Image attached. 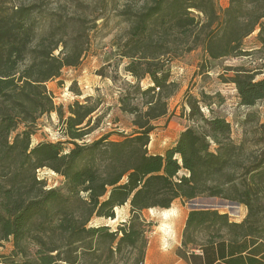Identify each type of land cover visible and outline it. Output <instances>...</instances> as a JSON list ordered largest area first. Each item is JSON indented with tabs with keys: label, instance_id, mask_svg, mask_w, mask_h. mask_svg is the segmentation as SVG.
<instances>
[{
	"label": "trees",
	"instance_id": "trees-1",
	"mask_svg": "<svg viewBox=\"0 0 264 264\" xmlns=\"http://www.w3.org/2000/svg\"><path fill=\"white\" fill-rule=\"evenodd\" d=\"M110 1L97 0V20L105 18ZM43 2L0 0V246L11 242L9 253L0 252V264H107L124 250L133 254L128 264H143L151 223L139 212L169 208L176 198L218 197L247 208L239 222L217 209L189 210L183 246L203 248L247 236L264 240L255 206L264 193V121L243 130L235 142L230 122L214 113L203 92L200 99L187 100L193 124L163 154L148 151L154 121L167 114L168 99L178 88L169 63L173 57L201 47L203 71L213 61L255 56L262 66L227 65L223 73L231 75L222 78L234 84L241 106L264 98V77L257 78L264 73V0H228L221 12L214 0L124 5L118 13L127 28L113 45L131 77L119 82L117 100L131 116L133 132L118 139L106 133L91 142L85 138L98 124L91 116L97 102L75 100L65 115L46 86L64 67L78 66L88 49L84 16L72 15V22L63 16L68 3L82 7V0H58L49 12ZM46 18L42 29L40 19ZM256 30L260 44L245 48L244 39ZM103 69L98 74L116 83L117 74ZM53 111L64 123L66 140L31 143L36 120ZM254 119L248 114L242 124ZM43 167L61 175L63 186L45 188L36 174ZM124 204L130 217L114 230L89 223L94 217L113 219Z\"/></svg>",
	"mask_w": 264,
	"mask_h": 264
},
{
	"label": "rangeland",
	"instance_id": "rangeland-1",
	"mask_svg": "<svg viewBox=\"0 0 264 264\" xmlns=\"http://www.w3.org/2000/svg\"><path fill=\"white\" fill-rule=\"evenodd\" d=\"M14 2H31L39 0H13ZM217 9L221 12L228 3V0H214ZM144 0H112L109 3L110 9L105 12V18L97 20V0H82V7H75L68 3L64 10L65 22H72V15H82L88 35V49L85 52L80 64L76 67H64L61 75L55 79L49 80L46 83L47 88L53 95V100L56 105L62 106L67 114V106L75 100L84 102L86 97H89V102L96 103L97 109L92 113V120H98L97 126L86 135V141L91 142L97 139L106 131L111 130L113 136L111 139H118L123 133L130 134L133 132L131 124V116L123 113L119 109L118 94L119 82L121 80H131V77L123 72V66L126 59H120L115 54L113 43L118 37H121L127 28L126 21L118 13L124 5L129 4L133 9H139ZM58 0H45L43 9L46 12L57 7ZM49 19H40L41 28H46ZM256 30L252 35L246 37L243 41L245 48L254 47L260 44ZM264 35V33H263ZM255 56H242L228 58L223 61H213L208 70H203L199 67L203 61L204 53L201 47H197L191 51L184 52L170 60V69L172 79L177 82L178 88L176 92L168 99V111L165 116L154 121L155 128L150 134L148 144L149 153L160 152L161 154L171 146L173 138L177 135L182 127L192 125L193 123L188 118L189 107L187 100L189 96H195L200 99L201 93L210 95L208 100L214 113L224 116L231 124V136L235 142H239L245 132L243 130H251L255 123L264 121V98L259 100L254 106L244 107L239 105L238 96L235 86L232 82L223 81L222 77H228L231 72L223 73V67L227 65L245 64L250 68L262 66V61L255 59ZM110 62V63H109ZM110 64V65H108ZM104 68L107 74H117L118 80L112 82L108 77H102L98 71ZM264 71V66L262 67ZM264 77V73L257 78ZM143 85L148 83V79L141 82ZM72 87V90H71ZM77 90V91H76ZM79 92L80 94H77ZM221 97L222 99H219ZM204 114L209 115L207 108L203 107ZM252 114L255 117L252 123L242 124V121ZM61 121L56 112H50L40 116L33 125V134L31 135V143H36L41 140L48 141H64L66 137L59 128ZM23 125H19L17 131L23 129ZM14 134V133H13ZM247 137L251 134L246 133ZM71 144L65 143V147L69 148ZM37 177L44 181L45 188L62 187L64 178L53 170L43 167L37 169ZM205 197V196H204ZM259 199L255 206L257 209V218L259 220V232L264 235V193L258 195ZM204 202L212 203L214 200L206 198ZM216 204L220 210L225 211L229 217L234 218L231 206L241 205L230 202L225 199L216 197ZM129 205L124 204L123 207L115 209V217L104 218L94 217L89 222L91 225H108L111 230H114L117 225L128 220L130 213L128 212ZM140 212L141 217L143 214ZM154 228L152 225L150 227ZM198 238H203L199 234ZM201 240L198 239V242ZM11 250V242H3L0 246V252L9 253ZM133 254L124 250L121 256L115 257L107 264H128L131 261ZM19 260V258H16Z\"/></svg>",
	"mask_w": 264,
	"mask_h": 264
},
{
	"label": "crops",
	"instance_id": "crops-1",
	"mask_svg": "<svg viewBox=\"0 0 264 264\" xmlns=\"http://www.w3.org/2000/svg\"><path fill=\"white\" fill-rule=\"evenodd\" d=\"M59 128L62 132L64 131L62 121ZM183 129L184 127L173 138L171 146ZM111 130L101 135L111 133ZM152 154L161 153L155 151ZM206 198L214 201L216 199V197L199 196L184 201L181 198H176L169 208L153 207L140 211L142 213L148 211L147 214H143L142 218L154 226L151 229L150 226L146 232L147 245L143 264H264V240L260 238L247 236L234 241L218 239L209 244L204 243V250L200 246L192 248L189 245H182V233L189 210L217 209L219 212H225L220 210L218 206L221 205L214 201L212 203L204 202L203 200ZM121 207L123 205L118 208ZM235 210L234 218H229L231 221L239 222L245 217L247 211L241 205H237Z\"/></svg>",
	"mask_w": 264,
	"mask_h": 264
},
{
	"label": "bare ground",
	"instance_id": "bare-ground-1",
	"mask_svg": "<svg viewBox=\"0 0 264 264\" xmlns=\"http://www.w3.org/2000/svg\"><path fill=\"white\" fill-rule=\"evenodd\" d=\"M230 208L232 209V210H231L232 213L235 214V212H236V210H235V209H236V206H231ZM115 209H117V207H116ZM169 212H170V211H169Z\"/></svg>",
	"mask_w": 264,
	"mask_h": 264
},
{
	"label": "water",
	"instance_id": "water-1",
	"mask_svg": "<svg viewBox=\"0 0 264 264\" xmlns=\"http://www.w3.org/2000/svg\"><path fill=\"white\" fill-rule=\"evenodd\" d=\"M231 202V201H230ZM235 203V202H234Z\"/></svg>",
	"mask_w": 264,
	"mask_h": 264
}]
</instances>
